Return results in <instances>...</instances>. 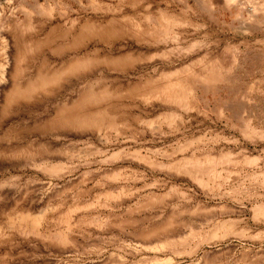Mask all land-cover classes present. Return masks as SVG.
<instances>
[{
    "label": "rangeland",
    "instance_id": "1",
    "mask_svg": "<svg viewBox=\"0 0 264 264\" xmlns=\"http://www.w3.org/2000/svg\"><path fill=\"white\" fill-rule=\"evenodd\" d=\"M0 264H264V0H0Z\"/></svg>",
    "mask_w": 264,
    "mask_h": 264
},
{
    "label": "bare ground",
    "instance_id": "2",
    "mask_svg": "<svg viewBox=\"0 0 264 264\" xmlns=\"http://www.w3.org/2000/svg\"><path fill=\"white\" fill-rule=\"evenodd\" d=\"M2 78H4V74L2 75Z\"/></svg>",
    "mask_w": 264,
    "mask_h": 264
}]
</instances>
